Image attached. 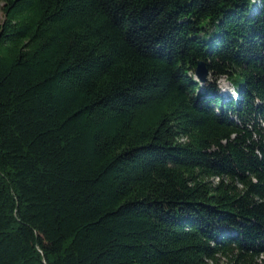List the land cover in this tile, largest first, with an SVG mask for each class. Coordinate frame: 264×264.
<instances>
[{"label":"trees","instance_id":"trees-1","mask_svg":"<svg viewBox=\"0 0 264 264\" xmlns=\"http://www.w3.org/2000/svg\"><path fill=\"white\" fill-rule=\"evenodd\" d=\"M0 2V264H264V0Z\"/></svg>","mask_w":264,"mask_h":264},{"label":"water","instance_id":"water-1","mask_svg":"<svg viewBox=\"0 0 264 264\" xmlns=\"http://www.w3.org/2000/svg\"><path fill=\"white\" fill-rule=\"evenodd\" d=\"M194 77L197 82L202 83V84L209 80L210 74L207 69V65L204 61L199 60L197 62Z\"/></svg>","mask_w":264,"mask_h":264},{"label":"rangeland","instance_id":"rangeland-1","mask_svg":"<svg viewBox=\"0 0 264 264\" xmlns=\"http://www.w3.org/2000/svg\"><path fill=\"white\" fill-rule=\"evenodd\" d=\"M2 5L3 3L0 2V24L3 22V12H2ZM218 86H219V93L223 92L226 88L230 87L224 79H221L218 81ZM219 264H229L226 263L224 259L219 261Z\"/></svg>","mask_w":264,"mask_h":264}]
</instances>
